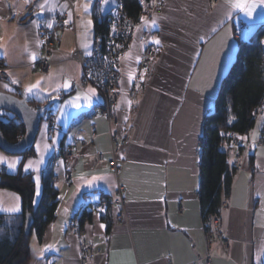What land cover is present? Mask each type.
<instances>
[{
    "label": "crops",
    "instance_id": "crops-1",
    "mask_svg": "<svg viewBox=\"0 0 264 264\" xmlns=\"http://www.w3.org/2000/svg\"><path fill=\"white\" fill-rule=\"evenodd\" d=\"M116 1L108 0L98 8L93 0L88 12H84L82 4L87 0H75L72 8L65 0H0V66L5 67L8 76H0V93L39 103L42 117L46 110H52L60 127L51 134L42 118L34 154L22 157L0 149V166L14 173L22 161L24 173L41 178L54 153L70 146L77 149L72 161L61 158L53 165L59 191L57 214L41 241L32 234L28 264H82V237L93 249L88 264H201L206 256L212 258V264H263L264 145L246 153L236 148L229 152V161L237 171L230 195L222 203L219 228L226 245H220L215 237H208L202 221L198 142L204 133V116L214 106L220 82L236 56L240 40L248 39L264 23V4H258L248 16L231 8L226 0H140L142 6L148 2L161 5L151 18L145 19L147 24H137L128 51L119 63L121 97L114 116L119 133H126L128 141L118 152L115 174L108 165V124L97 111L101 93L82 81L81 67L72 59V53L80 50L85 54V44L92 51L95 17L112 10ZM41 3L46 4L43 13ZM65 4L67 8L63 7ZM56 11L65 12L68 19L71 11L73 26L56 29L58 42L50 56L51 67L41 72L36 66L41 53L38 28L49 22L55 27ZM89 19L93 22L91 27L86 25ZM152 20L155 27L151 26ZM239 22L247 28L236 34ZM153 37L160 43L155 44ZM150 45L156 46L158 52L145 74L139 70L140 59ZM32 53L36 54L35 61L30 58ZM129 73L134 76L131 82ZM66 79L71 86L56 90V85ZM13 80L18 83H11ZM37 80H41L39 88L24 95L25 85ZM137 82L138 91L130 99L128 92L136 89ZM89 86L96 89L90 105L81 97L79 108L69 103L63 113L59 111L60 105L77 92L84 93ZM37 92L40 98H36ZM3 112L0 110V114ZM263 122L264 104L253 128L244 136L255 140ZM45 142L50 145L47 151L43 149ZM38 143L44 152V163L39 172L26 171L25 164L40 158ZM95 154L102 162L93 166ZM9 163L16 167L10 169ZM82 175L85 179L92 175L107 179L97 180L89 187L79 179ZM118 184L124 189L128 224L115 219L118 208L112 199ZM103 195L111 199L110 228L98 208L94 210L97 204H105ZM38 198L35 196L36 201ZM17 205L21 211L19 194L0 188V213H19L6 211ZM85 207L93 209L91 220L84 224L81 233H76L71 227L73 217ZM101 224L105 228L101 229ZM53 243L57 247L41 256V249Z\"/></svg>",
    "mask_w": 264,
    "mask_h": 264
},
{
    "label": "trees",
    "instance_id": "trees-1",
    "mask_svg": "<svg viewBox=\"0 0 264 264\" xmlns=\"http://www.w3.org/2000/svg\"><path fill=\"white\" fill-rule=\"evenodd\" d=\"M128 16L136 17L142 3L140 0H120ZM108 32L106 14L95 17L94 33L104 37ZM264 23L258 25L248 39L239 42L235 58L222 77L213 108L204 116L203 143L199 149L200 185L198 197L201 216L208 237H214L212 219L220 218L223 200L230 195L236 165L229 161L231 133L246 135L255 122L258 109L264 104ZM138 82L136 84V93ZM135 93V94H136ZM27 102L39 110L40 104ZM0 132L10 143L18 142L26 133L23 120L16 114H0ZM33 146L22 157L33 155ZM53 164L50 162L40 178L41 192L36 203L35 180L32 173H24L22 161L14 173L0 171V188L19 194L22 208L19 213H0V264H28L30 261V238L35 234L42 240L46 228L55 219L59 204V191L54 183ZM105 207L101 218L111 226V199L103 195ZM94 210H97L94 207ZM93 209L85 207L75 213L79 227L91 220ZM32 217L30 232L25 231L27 216ZM264 264V263H263Z\"/></svg>",
    "mask_w": 264,
    "mask_h": 264
},
{
    "label": "built area",
    "instance_id": "built-area-1",
    "mask_svg": "<svg viewBox=\"0 0 264 264\" xmlns=\"http://www.w3.org/2000/svg\"><path fill=\"white\" fill-rule=\"evenodd\" d=\"M65 1L69 7L72 8L75 0ZM103 3L105 2H102V0H96V6L98 8H100ZM160 5L161 4L158 5L155 2H148L145 6H142L137 16L133 18L128 16L124 10L123 2L117 0L114 8L106 13V26L108 29L107 34L104 37L100 36L99 34L94 35L91 55H85L80 50H75L72 53V59H74L81 67L82 81L95 86L101 93L102 101L97 111L100 115L106 118L108 124L111 153V156L108 160V165L115 174L118 173V152L120 147L126 144L128 141V136L126 133H119V130L116 127L117 122L114 116V112L119 105L121 97V90L118 85L119 63L121 58L128 51L135 28L141 21L140 17L143 16L145 19L151 18L154 11L157 10ZM54 19L56 21L55 27L48 28L46 25L41 24L38 28L41 53L39 59L36 62V66L41 72H47L51 67L52 61L50 56L54 46L58 42L56 29L71 28L73 26L71 22L65 24V20H68L67 14L65 12L56 11L54 14ZM113 25L115 26V30H113ZM244 28H247V25L243 22H239L235 33L239 34V32ZM261 46L264 49V37L261 39ZM157 52V47L153 45L147 46L143 50L139 66L141 73L147 74L150 71ZM0 76L3 78L8 77L4 66H0ZM135 93L136 89L134 87L128 92L130 99L133 98ZM259 112L260 109H258L256 115ZM42 118L49 126L51 134H54L60 129L59 125L57 124L55 114L52 110H46L45 115ZM94 135L95 133H92V136ZM231 135L232 140L228 149L229 152L234 148L237 150H242L245 153L250 152L254 148L264 145V122L261 129L259 130L258 137L255 140L244 135H238L236 133H231ZM244 137L247 139H241ZM202 143L203 137H201L198 142L199 149L202 146ZM253 144H255L254 148ZM76 153L77 149L74 146H70L61 153H54L50 162L54 165L55 161L61 158L65 161H72L73 158H75ZM101 162L102 159L98 154L92 156L91 164L93 166H96ZM1 170H3V168L0 166V171ZM112 204L118 208V213L115 216L116 221L128 224L127 214L125 211L124 189L120 184L116 186ZM105 205L106 204L104 203L97 204L96 208L103 210ZM212 226L215 230V240L220 245H226L225 236L219 228V218L215 217L212 219ZM71 227L76 233L82 232V228L79 227L77 219L72 220ZM80 249L82 264H88V261L93 254V249L84 237H82L80 240ZM201 264H212V258L210 256H206L202 259Z\"/></svg>",
    "mask_w": 264,
    "mask_h": 264
},
{
    "label": "snow or ice",
    "instance_id": "snow-or-ice-1",
    "mask_svg": "<svg viewBox=\"0 0 264 264\" xmlns=\"http://www.w3.org/2000/svg\"><path fill=\"white\" fill-rule=\"evenodd\" d=\"M92 2H93V0H87V2H84L82 4V9H83L84 12H88ZM102 2H107V0H102ZM226 2L230 3L231 8L240 9L243 12H245L248 16L252 15L253 11L256 9L258 4H264V0H226ZM45 6H46L45 3H41L39 5L41 13L44 12ZM63 7L67 8V4H65ZM228 15H230V12L228 13ZM68 16H69V19L65 20V24L69 23L70 20H71V16H72L71 11H69ZM140 19H141V21H145V18L143 16L140 17ZM32 23H35V21L33 20ZM92 23L93 22H92L91 19L86 21V25L88 27H91ZM147 23L148 22L145 21V24H147ZM150 23H151V26L155 27V20H152ZM47 27L48 28H52L53 27V22H49L47 24ZM113 30H115V26L114 25H113ZM201 39H203V37H201ZM152 41L155 44H159L160 43L159 39L155 38V37L152 38ZM39 44H40V42H38V46H39ZM83 47L85 49V55H91V52L88 50V45L85 44V45H83ZM117 47H119V46H117ZM25 51H27V49H25ZM30 58L33 61H35V59L37 58L36 54L32 53ZM137 59H139V57ZM90 75H91V73H90ZM133 78H134L133 74L129 73V76H128L129 82H131L133 80ZM140 79L143 80V75H141ZM41 80H43V77L41 78ZM41 80H37L35 83H31V84L25 85L23 94L24 95L33 94L34 90L39 88ZM11 83L15 84V83H18V81L13 80V81H11ZM70 86H71V81L66 79L63 82L62 85H60V84L56 85V90H59L61 87H63V89H65V90H67ZM5 87H9V85L6 84ZM44 91H47V89H45ZM35 95H36V98H40L39 92L35 93ZM95 96H96V89L91 87V86H89L88 89L84 93L77 92V95L75 97L71 98L70 101H65L64 105H60L59 111L61 113H63L65 105H67L69 103H71L74 107L79 108L80 107L79 101H80L81 97H83V101H84V103L86 105H90L91 102H92V98L95 97ZM125 119H127V117H125ZM51 139H52V143L55 144V142H56L55 137H52ZM241 139H247V138L244 137V138H241ZM254 139H255V136H254ZM254 147H255V144H253V148ZM49 148H50V145L48 143H46V142L43 143V149L45 151H47ZM36 149H37V152H39V154H40V158L38 160L34 161V162H30L28 164H25L24 168H25L26 171L29 170V169H33V170L39 172L40 165L44 163V152L40 150V144L39 143L37 144ZM0 162H3V158L2 157H0ZM60 164H63V162L61 161ZM8 167L10 169H14L16 167V165H15V163H9ZM79 179L81 180V182L83 184L91 187L94 184L95 181H97V180H106L107 178L105 176H103V175H99V176L98 175H92L90 179H85L83 177V175H82ZM34 180H35V196H39L40 195V177H39V175L34 177ZM57 187H58V185H57ZM76 191H79V186L77 187ZM33 203H36L35 199L33 200ZM6 211H8V212H18V211H20V208L17 205L16 207L9 208ZM64 211L67 212L68 209L65 208ZM101 211H103V210H101ZM100 228L101 229L105 228V225L101 224ZM56 247H57V245L55 243L46 245L45 248L41 249V256H43L44 252L47 251L48 249H55Z\"/></svg>",
    "mask_w": 264,
    "mask_h": 264
},
{
    "label": "water",
    "instance_id": "water-1",
    "mask_svg": "<svg viewBox=\"0 0 264 264\" xmlns=\"http://www.w3.org/2000/svg\"><path fill=\"white\" fill-rule=\"evenodd\" d=\"M0 110L16 114L26 126V133L16 143L8 142L0 132V149L9 154H24L34 145L42 115L37 109L30 106L25 98H18L9 93H0ZM31 228L32 217L28 215L25 222V231L30 232Z\"/></svg>",
    "mask_w": 264,
    "mask_h": 264
}]
</instances>
